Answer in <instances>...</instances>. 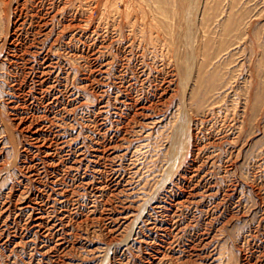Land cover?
I'll list each match as a JSON object with an SVG mask.
<instances>
[{
	"label": "rangeland",
	"instance_id": "rangeland-1",
	"mask_svg": "<svg viewBox=\"0 0 264 264\" xmlns=\"http://www.w3.org/2000/svg\"><path fill=\"white\" fill-rule=\"evenodd\" d=\"M0 264H264V0H0Z\"/></svg>",
	"mask_w": 264,
	"mask_h": 264
}]
</instances>
